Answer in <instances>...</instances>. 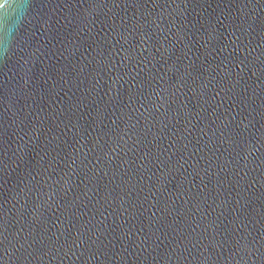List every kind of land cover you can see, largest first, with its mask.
I'll return each mask as SVG.
<instances>
[{"label": "water", "instance_id": "water-1", "mask_svg": "<svg viewBox=\"0 0 264 264\" xmlns=\"http://www.w3.org/2000/svg\"><path fill=\"white\" fill-rule=\"evenodd\" d=\"M0 264H264V0H0Z\"/></svg>", "mask_w": 264, "mask_h": 264}]
</instances>
